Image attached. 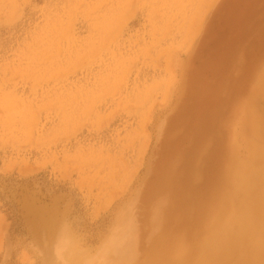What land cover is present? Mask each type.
Listing matches in <instances>:
<instances>
[{
  "label": "rangeland",
  "instance_id": "rangeland-1",
  "mask_svg": "<svg viewBox=\"0 0 264 264\" xmlns=\"http://www.w3.org/2000/svg\"><path fill=\"white\" fill-rule=\"evenodd\" d=\"M259 91L264 0H0V264L200 261L223 171L264 188Z\"/></svg>",
  "mask_w": 264,
  "mask_h": 264
},
{
  "label": "bare ground",
  "instance_id": "bare-ground-1",
  "mask_svg": "<svg viewBox=\"0 0 264 264\" xmlns=\"http://www.w3.org/2000/svg\"><path fill=\"white\" fill-rule=\"evenodd\" d=\"M256 99L259 106L264 108V93L259 91L254 98V102ZM208 153H201L196 158L193 156L195 160H191L193 162L191 166H213V164H210L214 161V158ZM189 157L191 158V156ZM241 159H239L236 168L232 166L226 167L227 169L223 171L222 175H224L223 181H225V184L221 185L220 191L221 198L219 202L221 203V209L225 211L232 207L235 211L227 218L222 216V210H218L216 213L213 212L214 215L209 226L211 229L220 226V231L215 236L213 233L211 237L206 239L203 257L195 264H232L231 258L235 251L240 255V258L236 261L238 264L243 260L246 264H264V188L261 187V177L257 173L255 166H253L256 164H253V162H256V158L252 156L245 163ZM197 219L199 218H196L195 222L198 221ZM47 224L49 225V222ZM258 232L262 235V240L260 237L256 241V250L251 258L247 254L248 239ZM220 237L221 241L218 243ZM131 242L132 238L130 237L129 243ZM159 242V249L154 254V261L150 264H173L171 260H175V264H189V248L176 247L171 250L168 245L161 241ZM219 245L222 246L220 251L217 248ZM131 252L132 250L121 257L125 263L134 260ZM243 252L247 256H242Z\"/></svg>",
  "mask_w": 264,
  "mask_h": 264
}]
</instances>
